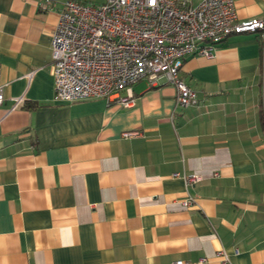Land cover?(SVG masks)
I'll list each match as a JSON object with an SVG mask.
<instances>
[{
  "label": "crops",
  "instance_id": "1",
  "mask_svg": "<svg viewBox=\"0 0 264 264\" xmlns=\"http://www.w3.org/2000/svg\"><path fill=\"white\" fill-rule=\"evenodd\" d=\"M53 1L0 0V264H264L260 32L184 58L195 105L145 80L127 107L65 102L54 97ZM234 5L239 19L264 15V0Z\"/></svg>",
  "mask_w": 264,
  "mask_h": 264
},
{
  "label": "built area",
  "instance_id": "2",
  "mask_svg": "<svg viewBox=\"0 0 264 264\" xmlns=\"http://www.w3.org/2000/svg\"><path fill=\"white\" fill-rule=\"evenodd\" d=\"M39 4L49 9L54 1ZM251 32L264 38V15L239 19L234 0H63L50 38L54 97L65 102L100 97L127 107L134 100L132 85L145 80L149 86L174 85L175 106L189 107L197 94L180 78L184 58L210 57L229 35ZM4 98L0 81V104ZM22 104L17 97L10 110ZM174 175L189 185L200 179L194 173Z\"/></svg>",
  "mask_w": 264,
  "mask_h": 264
},
{
  "label": "trees",
  "instance_id": "3",
  "mask_svg": "<svg viewBox=\"0 0 264 264\" xmlns=\"http://www.w3.org/2000/svg\"><path fill=\"white\" fill-rule=\"evenodd\" d=\"M263 42H264V40H263ZM263 47H264V45H263ZM263 47H262V49H263ZM38 105H40V104H31V105H29L31 108H34V107H36V106H38Z\"/></svg>",
  "mask_w": 264,
  "mask_h": 264
}]
</instances>
